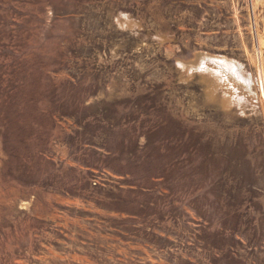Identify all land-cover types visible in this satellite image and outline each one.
<instances>
[{
  "label": "rangeland",
  "instance_id": "374dc122",
  "mask_svg": "<svg viewBox=\"0 0 264 264\" xmlns=\"http://www.w3.org/2000/svg\"><path fill=\"white\" fill-rule=\"evenodd\" d=\"M0 264H264V0H0Z\"/></svg>",
  "mask_w": 264,
  "mask_h": 264
},
{
  "label": "bare ground",
  "instance_id": "6f19581e",
  "mask_svg": "<svg viewBox=\"0 0 264 264\" xmlns=\"http://www.w3.org/2000/svg\"><path fill=\"white\" fill-rule=\"evenodd\" d=\"M226 67H227V70H228V73L231 75V76H234L235 77V79H240V76L238 75V73L236 72V71H233V68H232V66L231 67H229V65L231 64V63H229L228 61L226 62ZM224 66H225V64H224ZM241 74V73H240ZM245 76V75H244ZM245 80V82H249L248 81V79H244Z\"/></svg>",
  "mask_w": 264,
  "mask_h": 264
}]
</instances>
